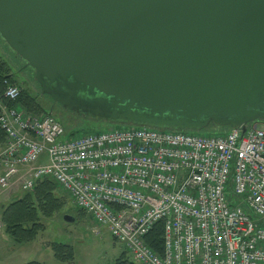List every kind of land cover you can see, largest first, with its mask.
<instances>
[{"label":"water","instance_id":"95a60500","mask_svg":"<svg viewBox=\"0 0 264 264\" xmlns=\"http://www.w3.org/2000/svg\"><path fill=\"white\" fill-rule=\"evenodd\" d=\"M0 37L82 117L175 133L264 122V0H0Z\"/></svg>","mask_w":264,"mask_h":264},{"label":"built area","instance_id":"2783aa9c","mask_svg":"<svg viewBox=\"0 0 264 264\" xmlns=\"http://www.w3.org/2000/svg\"><path fill=\"white\" fill-rule=\"evenodd\" d=\"M0 78V195L49 179L137 264H264V122L225 134L131 127L69 137ZM164 224L162 255L146 236Z\"/></svg>","mask_w":264,"mask_h":264},{"label":"rangeland","instance_id":"374dc122","mask_svg":"<svg viewBox=\"0 0 264 264\" xmlns=\"http://www.w3.org/2000/svg\"><path fill=\"white\" fill-rule=\"evenodd\" d=\"M0 56L10 67L17 83L16 86L27 90L36 102L44 108L46 112L43 113L53 114L56 120L64 125L67 133L84 135L135 127L95 121L64 111L48 96L42 95L41 87L35 79L34 70L18 57L1 37ZM25 109L27 110V108ZM228 130L229 128L221 127L208 128L207 132L203 134L221 135ZM57 192L64 202L63 208L51 218L42 217L41 222L45 226L44 230L38 234L34 242L27 244H18L6 233L2 223L3 211L13 200L20 198L24 192L16 193L14 191L18 195L13 197V200L5 198L13 193V189L0 195V264L5 263L6 258H14L9 264H26L33 261L44 264H115L122 254L125 255L126 259L132 261V257L126 253L124 245L112 237L108 228L97 225L89 214L79 213L60 188ZM66 215L71 216L75 221H65ZM56 243L73 247L74 261L72 263L61 262L54 257L52 245Z\"/></svg>","mask_w":264,"mask_h":264},{"label":"trees","instance_id":"16d2710c","mask_svg":"<svg viewBox=\"0 0 264 264\" xmlns=\"http://www.w3.org/2000/svg\"><path fill=\"white\" fill-rule=\"evenodd\" d=\"M0 78L7 80L9 84L14 86L17 83L8 64L0 56ZM20 96L16 103L23 105L29 112L34 115H40L46 112L29 92L22 87ZM72 113V112H70ZM64 126V125H63ZM218 128L212 124L209 128ZM66 129V128H65ZM208 130V129H207ZM207 130L203 131L206 132ZM69 137H73L76 133H67ZM7 136L0 128V151L6 146ZM58 186L52 180H45L39 183L33 192L23 193L22 196L10 203L2 214V223L6 233L13 238L18 244L32 243L37 239L38 234L44 230L45 226L41 222V218H51L55 213L63 208L64 202L58 194ZM81 214H85L81 210H77ZM164 224L158 223L152 231L146 236V243L150 248L162 255L164 250L163 243ZM54 257L65 263L74 261L73 247L67 244L56 243L52 245ZM26 264H44L41 262H28ZM115 264H136L125 258V255L116 260Z\"/></svg>","mask_w":264,"mask_h":264},{"label":"crops","instance_id":"0c3cea01","mask_svg":"<svg viewBox=\"0 0 264 264\" xmlns=\"http://www.w3.org/2000/svg\"><path fill=\"white\" fill-rule=\"evenodd\" d=\"M18 194H16V193H14V191H13V193H10V195L9 196H6L5 198L6 199H12L13 197H15V196H17ZM13 200V199H12ZM14 201V200H13ZM12 201V202H13ZM14 258H6V260H5V263H3V264H9V262H11L12 260H13Z\"/></svg>","mask_w":264,"mask_h":264}]
</instances>
